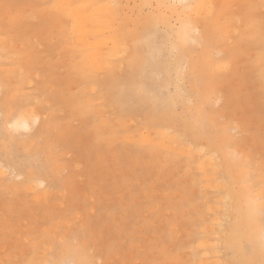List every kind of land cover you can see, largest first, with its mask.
Segmentation results:
<instances>
[{"label":"bare ground","instance_id":"1","mask_svg":"<svg viewBox=\"0 0 264 264\" xmlns=\"http://www.w3.org/2000/svg\"><path fill=\"white\" fill-rule=\"evenodd\" d=\"M33 20L37 34L52 27L58 43L71 45L78 61L70 70L80 75L81 86L65 98L40 87L51 96L43 108L51 116L60 109L79 115L101 146L132 142L165 169L183 162L201 174V223L186 243L191 264H264V170L254 169L253 154L245 150L246 123L226 114L238 102L223 86L228 75L241 74L239 63L246 59L264 108V0H0V64L10 60L9 74L23 84L40 58L21 48L23 29ZM47 41L52 48L48 35ZM15 80L0 74V134L11 127L33 136L45 130V114L36 95L35 107L16 96L21 84ZM98 87L99 103L89 97ZM220 102L224 106L216 107ZM235 130L241 134L232 136ZM5 147L0 138V181L9 180L14 192L41 191L37 200L48 201L58 184L46 169L52 150L42 155L47 163L34 159L24 168L4 162ZM253 171L258 184L248 180ZM76 231L57 243H36V255L43 253L29 255L25 264H91Z\"/></svg>","mask_w":264,"mask_h":264},{"label":"rangeland","instance_id":"2","mask_svg":"<svg viewBox=\"0 0 264 264\" xmlns=\"http://www.w3.org/2000/svg\"><path fill=\"white\" fill-rule=\"evenodd\" d=\"M11 4L15 6L16 2ZM27 26L30 27L23 29L26 35L21 37L27 40L21 48L31 53L34 60L40 57L36 71L34 61V69L26 71L27 83L23 84L17 76L9 74L13 65L4 59L0 74L10 82L16 79L14 85L21 84L16 96L27 98L30 106L35 107V95L38 97L46 127L34 129L42 131L33 136L23 130L4 128L0 138L7 147L2 157L6 163L10 160L9 163L25 168L34 159L47 163L42 155L50 148L51 166L47 167V163L46 169L58 184L50 189L51 198L41 202L37 200L41 191L14 192L7 186L9 180L0 181V264H25L29 255L36 257L43 253L39 251L36 255V243L47 245L54 239L57 243L76 229L82 235L91 264H191L192 252L186 243L190 230H196L201 223L197 214V208L205 202L201 174L189 171L183 162L165 169L149 149L132 142L121 140L116 146H101L91 126L86 127L79 115L62 114L64 110L60 109L51 116L43 108L51 96L39 88L49 86L57 99L73 95L81 86L80 75L73 74L69 65L78 59L70 44L56 41L58 32L52 27H48L49 34L45 31L37 34L34 20ZM47 35L53 41L52 48ZM238 68L240 75L230 74L223 82L227 94L238 102L226 114L246 123L245 150L252 152L254 169L261 171L264 170V108L260 105L263 99L250 76L248 61L242 59ZM244 77L246 80H242ZM100 92L98 87L89 97L99 103ZM6 100L4 105L10 107L11 96ZM221 105L224 103L216 107ZM106 115L111 120L116 117L110 108ZM135 121L129 123L131 128ZM239 133L232 131V136ZM251 174L249 182L258 184L259 175L255 171ZM208 193L214 195L217 191L208 189ZM189 219L196 222V228Z\"/></svg>","mask_w":264,"mask_h":264}]
</instances>
